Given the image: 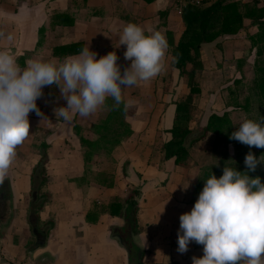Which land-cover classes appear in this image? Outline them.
<instances>
[{
	"label": "crops",
	"instance_id": "obj_1",
	"mask_svg": "<svg viewBox=\"0 0 264 264\" xmlns=\"http://www.w3.org/2000/svg\"><path fill=\"white\" fill-rule=\"evenodd\" d=\"M165 1L0 0V32L13 36L11 42L0 39V50L10 52L24 66L29 58L60 62L88 45L97 53V59L115 51L120 57L117 63L123 69L129 62L123 58L125 46H119L118 34L128 22L139 24L146 33L159 30L167 43L169 32L177 44L183 31L180 13ZM234 1L264 8V0ZM256 31L251 20L244 19L238 34L222 36L201 46L202 70L196 74L200 94L192 97L189 139L198 134L192 128L195 117L202 118L210 108L212 113L221 112H215L220 109L216 98L208 108L207 100L203 106L196 104L197 97L205 99L209 84L213 85L211 91L217 92L223 79V84L232 86V79L246 76L253 66L255 49L250 37ZM172 51L168 47L165 67L159 75L123 89V101L116 108L124 109L122 120L131 134L109 154L101 151L94 156L89 168L83 162L85 149L80 139L95 143L107 139L102 128L114 108L113 100L108 98L104 106L88 117L77 115L66 123L56 121L53 112L54 108L66 106L58 88L53 85L43 89L44 95L36 103L51 123L29 113L30 135L17 147L9 176L0 185L10 190L1 191L6 192L11 204L9 223L0 230V264H123L112 232L123 229L119 221L124 220L117 216L116 209L115 215H110L109 207L115 203L121 206L128 193L139 188L137 231L133 235L139 251L147 245L149 252L139 254L147 255L150 264H192L193 257L203 255L202 248L192 242L186 252L179 253L177 232L179 216L194 204L201 170L213 162L209 146L215 135L208 134L190 147L185 166H176L173 160L161 163V146L170 138L167 131L173 123V103L181 102V97L189 94L186 77L172 67ZM205 119H201L204 121L200 128ZM43 154L47 160L42 188L51 198L44 203L38 220L41 226L50 222L52 227L47 231L31 230L28 240L25 228L17 220L16 209L30 190L32 173ZM34 231L46 237L44 245L37 249ZM121 252L125 255L124 249Z\"/></svg>",
	"mask_w": 264,
	"mask_h": 264
},
{
	"label": "clouds",
	"instance_id": "obj_2",
	"mask_svg": "<svg viewBox=\"0 0 264 264\" xmlns=\"http://www.w3.org/2000/svg\"><path fill=\"white\" fill-rule=\"evenodd\" d=\"M0 39L11 42L13 36L0 32ZM118 44L125 46L123 58L129 62L123 69L115 51L97 59L88 45L60 62L29 58L24 66L0 50V185L9 176L17 147L30 135L29 113L51 123L36 103L46 86L58 88L66 102L53 109L56 121L71 123L77 115L94 114L108 98L118 107L123 89L164 70L168 43L159 30L146 33L128 22L118 34ZM229 139L264 148V117L243 119ZM262 157L249 151L243 161L246 171L232 163L223 167L219 178L211 174L190 211L179 216L177 251L186 252L191 242L203 246V255L193 257L192 264H264V183L249 175L264 165Z\"/></svg>",
	"mask_w": 264,
	"mask_h": 264
},
{
	"label": "trees",
	"instance_id": "obj_3",
	"mask_svg": "<svg viewBox=\"0 0 264 264\" xmlns=\"http://www.w3.org/2000/svg\"><path fill=\"white\" fill-rule=\"evenodd\" d=\"M183 31L177 44H174L171 34L168 32V47H172V67L179 72L181 77L187 78L189 94L185 101L174 102V118L171 128L167 131L170 138L161 146V163L174 161L176 166H185L190 147L198 141L203 140L208 134L221 136L229 132L232 127V121L229 114L212 113L202 129L201 135L192 139L188 146L186 140L192 134L190 123L192 121V100L191 98L199 94V87L196 85V74L202 70L200 60V49L204 44H210L222 36H234L242 28L244 19L251 20L257 27V31L250 37L252 48L255 49L257 59L254 62V80L253 86L257 96L264 107V8H258L255 5L241 4L234 0H221L217 3L203 7L186 6L180 12ZM124 109L122 107L112 108L108 114V121L102 130L107 136L102 142H88L80 139L82 147L85 149L83 162L86 168L92 165L94 156L101 151L109 154L121 140L131 134L128 125H125L122 118ZM76 134L78 132L76 131ZM264 155V148L260 149L258 157ZM264 158V157H262ZM46 155L43 154L38 165L34 169V175L40 169L39 179L41 185L46 181L45 163ZM224 161V160H222ZM220 161V163L222 162ZM231 162H225L220 167L208 166L201 170L195 189L194 202L202 190L204 180L211 174L219 178L222 175V169L225 165H231ZM238 171H245L233 164ZM253 176L252 173H249ZM254 177V176H253ZM262 182V180H261ZM141 191L134 189L130 191L120 206L117 203L110 205L109 214L115 215L113 209L117 210V216H121L131 233L137 231V213Z\"/></svg>",
	"mask_w": 264,
	"mask_h": 264
},
{
	"label": "rangeland",
	"instance_id": "obj_4",
	"mask_svg": "<svg viewBox=\"0 0 264 264\" xmlns=\"http://www.w3.org/2000/svg\"><path fill=\"white\" fill-rule=\"evenodd\" d=\"M166 2V1H165ZM169 3L168 1L166 2ZM171 4V3H170ZM169 4V5H170ZM171 7L174 8V10L177 12L175 7L171 4ZM169 12H172L171 9H169ZM178 13V12H177ZM256 54V51H255ZM257 59L255 56L254 62ZM246 66V64L244 65ZM254 70L255 65L249 67V72L246 76L241 75L240 78L232 79L233 84L232 86H227V83L223 84L224 79L222 80V85L220 83V88L217 92H220L219 96L217 95V92H212L211 89L213 87L212 84H209L207 87L208 93L205 95V99L202 98V96H198L196 100V104L203 106V104L206 102L208 103V108L210 106V103L212 104L215 102V98L217 101L220 102V109H215V112L222 114L224 112L229 114V117L232 121V127L229 132H226V134L221 136H215L212 139V145L209 147L211 149V153L213 155V162L210 166H216L220 167L225 162H231L230 164L238 163V166L241 167L243 170L246 171V167L243 163L245 155L251 151L255 156L258 157V154L260 153L261 148L251 147L241 144L240 142L236 140H230L229 135L232 131L236 130V127H238V124L245 118H252L256 119L259 115L261 117H264V107L261 103V100L256 94V91L253 86V80H254ZM246 73V72H245ZM187 83V78H185ZM227 81V80H226ZM196 85L199 87V83L196 81ZM217 86V85H216ZM223 92V93H222ZM200 94V92H199ZM174 99V98H173ZM171 98V101L173 100ZM186 96L181 97V101H185ZM192 104H193V99ZM173 103V101H172ZM228 110L224 111L223 110ZM195 112V110H194ZM213 110L211 108L209 110H206L204 114L202 115V118L195 117L192 128L193 132L197 133L198 136L201 135L203 127L200 128V125H202V120L204 117L207 121V118L209 117L208 114L212 113ZM211 115V114H209ZM206 121L204 123H206ZM204 125V124H203ZM194 138V139H195ZM192 138H190L188 141H190ZM188 143V144H189ZM187 144V145H188ZM224 160V161H222ZM220 161H222L220 163ZM40 169L37 170V172L31 176L30 180V190L25 193V197L23 199H20V207L16 209L17 214V220L22 224L21 226L25 228L26 236L28 240H30L31 236V230L33 229H42L44 231H47L48 227H52V224L49 222L44 223L42 226L40 225L39 216L40 212L42 211V207L44 206V203L47 202L48 199L51 198L50 195L47 194L46 190L42 188L43 185H41V182L39 177ZM253 176H259L262 180V183H264V165H258L255 172H252ZM7 189L6 187L0 186V191L3 189ZM10 191L9 189H7ZM21 192L18 193V195ZM35 195V198H33L32 195ZM56 195V193H54ZM20 196V195H19ZM51 224V225H50ZM119 224L122 225L123 229L113 230L112 232V238L116 240L118 247L116 248V251H118L120 256V260L123 264H150L149 257L146 255L140 254V259H138V254L141 252H148L146 249L147 245H144V250L141 249L136 245V238L133 235V233L130 232L127 224L124 222L119 221ZM114 229V228H113ZM120 235L123 236L120 238ZM138 237V236H136ZM118 240H122L123 244L126 246L124 248ZM193 245L200 246L203 248L202 245H198L195 242H192ZM121 249H124L125 255L122 254ZM31 251V250H30ZM97 256H100V254H96Z\"/></svg>",
	"mask_w": 264,
	"mask_h": 264
},
{
	"label": "water",
	"instance_id": "obj_5",
	"mask_svg": "<svg viewBox=\"0 0 264 264\" xmlns=\"http://www.w3.org/2000/svg\"><path fill=\"white\" fill-rule=\"evenodd\" d=\"M32 196L33 198H35L34 194ZM10 218H11V204L8 198L6 197V192L1 191L0 192V230L8 225ZM34 236L36 238V243L34 248L37 249L38 247L43 246L46 241V237L44 236V234L34 231ZM119 242L124 248H126L122 240H120ZM138 259H140V254H138Z\"/></svg>",
	"mask_w": 264,
	"mask_h": 264
},
{
	"label": "built area",
	"instance_id": "obj_6",
	"mask_svg": "<svg viewBox=\"0 0 264 264\" xmlns=\"http://www.w3.org/2000/svg\"><path fill=\"white\" fill-rule=\"evenodd\" d=\"M171 3L178 13L186 6L203 7L213 3H217L221 0H167Z\"/></svg>",
	"mask_w": 264,
	"mask_h": 264
},
{
	"label": "flooded vegetation",
	"instance_id": "obj_7",
	"mask_svg": "<svg viewBox=\"0 0 264 264\" xmlns=\"http://www.w3.org/2000/svg\"><path fill=\"white\" fill-rule=\"evenodd\" d=\"M1 192V191H0Z\"/></svg>",
	"mask_w": 264,
	"mask_h": 264
}]
</instances>
